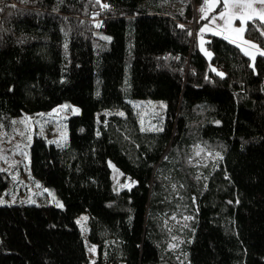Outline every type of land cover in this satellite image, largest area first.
Instances as JSON below:
<instances>
[{
    "label": "trees",
    "instance_id": "trees-1",
    "mask_svg": "<svg viewBox=\"0 0 264 264\" xmlns=\"http://www.w3.org/2000/svg\"><path fill=\"white\" fill-rule=\"evenodd\" d=\"M203 2L0 0V158L15 160L3 143L23 113L79 107L65 144L29 146L32 177L63 206L1 204L0 264H88L82 212L98 262L264 264V55L208 34L207 59ZM262 33L246 22L264 50ZM143 99L164 106L154 115ZM109 161L131 185L114 190ZM11 172L0 163V193Z\"/></svg>",
    "mask_w": 264,
    "mask_h": 264
},
{
    "label": "rangeland",
    "instance_id": "rangeland-1",
    "mask_svg": "<svg viewBox=\"0 0 264 264\" xmlns=\"http://www.w3.org/2000/svg\"><path fill=\"white\" fill-rule=\"evenodd\" d=\"M181 5V2H177L173 5L172 9H181ZM201 8L204 9V12H201ZM221 12H228V15L224 18H219ZM233 15L243 17L244 22L242 23L241 19H232ZM194 16L198 18V24L194 34L195 45L207 59L211 56L210 51L205 45L208 34H215L224 38L227 37L226 39L228 41L241 48L251 59H254L257 55H261V52H264L257 43L244 37L245 24L250 20L248 17L264 21V4H261L259 0H229L228 9H225L223 0H204ZM201 29L205 30L201 31ZM236 29H242V31H236ZM252 45H256V47ZM143 101L146 107H149L153 111L152 113L154 115L159 113L160 106H164L162 100L143 99ZM142 107L139 109V116L141 120H144L143 117L146 109ZM77 112H79V107L71 101L65 100L45 111L34 112L30 115L23 113V115L15 120V128L12 131L9 141L3 143V145L10 144L15 147L13 152L15 160L9 162L3 156L0 158V163L6 170L12 171L10 175L14 186L0 193V205L27 202L51 204L57 207L63 206L62 200L54 193L52 188L41 187L39 180L35 176L36 179L32 177L28 168L29 146L34 136H42L51 142L65 144L68 136L67 118ZM143 123L145 126H148L145 122ZM199 150L197 149V153ZM213 158H217V156L213 155ZM18 165L20 171L16 173V167ZM108 166L110 168L112 187L114 190L118 191L131 185L132 180L121 172L114 162L109 161ZM190 219V216L171 214L166 217V222L172 226L185 228L188 226ZM76 222L86 245L88 264H109L106 262H98L97 247L88 240V213H80ZM178 239L181 240L182 238L180 239L179 236ZM120 264L124 263L122 262Z\"/></svg>",
    "mask_w": 264,
    "mask_h": 264
},
{
    "label": "snow or ice",
    "instance_id": "snow-or-ice-1",
    "mask_svg": "<svg viewBox=\"0 0 264 264\" xmlns=\"http://www.w3.org/2000/svg\"><path fill=\"white\" fill-rule=\"evenodd\" d=\"M100 2V0H97V3H99ZM259 2L261 3V4H264V0H259ZM223 4H224V7H225V9H228L229 8V0H223ZM102 7H105V8H107L108 7V5H102ZM201 12H204V9L203 8H201ZM228 15V12H221L220 13V17L219 18H224L225 16H227ZM203 18V17H202ZM249 19H251L252 17H248ZM214 19H215V17H214ZM232 19H241V21H242V23L244 22V18L243 17H238V16H236V15H233L232 16ZM226 23H228V21H226ZM100 25H97V27H99ZM182 27V26H181ZM205 29H201V31H204ZM236 31H242V29H236ZM262 34H264V33H262ZM225 38H227V37H225ZM107 39V38H106ZM253 47H256V45H252ZM261 55H264V52H261L260 53ZM220 75H223L222 73H220ZM78 111V110H77ZM58 206H61V205H58Z\"/></svg>",
    "mask_w": 264,
    "mask_h": 264
}]
</instances>
